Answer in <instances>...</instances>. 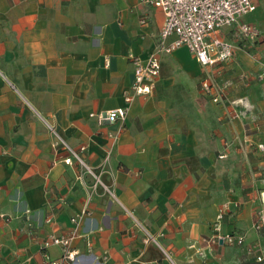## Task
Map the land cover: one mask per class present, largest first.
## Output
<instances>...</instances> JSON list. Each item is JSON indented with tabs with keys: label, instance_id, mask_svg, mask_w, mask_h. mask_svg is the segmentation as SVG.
Here are the masks:
<instances>
[{
	"label": "crops",
	"instance_id": "crops-1",
	"mask_svg": "<svg viewBox=\"0 0 264 264\" xmlns=\"http://www.w3.org/2000/svg\"><path fill=\"white\" fill-rule=\"evenodd\" d=\"M255 2L243 21L261 39L249 52L217 67L187 48L162 55L155 89L137 96L129 56L155 50L161 10L141 0H0V264H43L41 241L69 235L74 218L78 264H259L248 248L264 246L254 228L264 181L246 177L244 162L229 180L236 147L264 152L244 128L264 122V3ZM217 36L238 41L233 28ZM205 80L222 89L219 103ZM120 107L125 121L91 116ZM49 127L85 147L109 192L93 191L94 176ZM220 213L221 233L245 235L243 247L203 242Z\"/></svg>",
	"mask_w": 264,
	"mask_h": 264
},
{
	"label": "built area",
	"instance_id": "built-area-1",
	"mask_svg": "<svg viewBox=\"0 0 264 264\" xmlns=\"http://www.w3.org/2000/svg\"><path fill=\"white\" fill-rule=\"evenodd\" d=\"M262 2L264 3V0ZM141 3L150 8L161 10L164 15V23L154 51L146 58L133 54L129 56L134 70L132 91L137 96L150 95L155 89L156 80L161 72L160 56L162 55H169L180 48H187L201 65L217 67L232 60L237 47L236 44L219 38L217 34L220 30L233 28L238 41L243 42L244 46L255 44L261 39L258 27L243 21L245 16L256 10L255 0H141ZM145 23L146 21L142 20V24ZM258 80H264V64L263 71L258 75ZM202 86L207 93L213 92L214 87L209 80H205ZM214 90L217 93L213 96V101L219 103L222 100L223 91L218 87ZM132 100V96L126 97L128 103ZM127 114V109L120 107L108 112L91 114V116L96 117L100 124H113L117 121H125ZM49 129L56 136L57 144L64 146L70 155L89 174L94 176L93 191L100 185L109 192L102 184L100 175L95 174L85 163L82 157L85 147L76 150L69 146L53 127H49ZM263 147V145L260 146V148ZM225 157V155L220 156V158ZM66 163L70 165L72 160L70 158L66 159ZM223 218V213L217 216L213 226L214 234L210 238H205L203 242L208 246L217 244L243 247L246 242L245 235L221 233ZM72 221L75 228L69 235L52 234L41 241L40 249L43 264H78L80 254L73 251L71 246L79 235L81 218H74ZM254 228L264 235V202L257 214ZM52 247L61 250L60 257H51L48 250ZM248 252L255 254L257 263L264 264V246L261 242L250 246Z\"/></svg>",
	"mask_w": 264,
	"mask_h": 264
},
{
	"label": "rangeland",
	"instance_id": "rangeland-1",
	"mask_svg": "<svg viewBox=\"0 0 264 264\" xmlns=\"http://www.w3.org/2000/svg\"><path fill=\"white\" fill-rule=\"evenodd\" d=\"M237 45L236 49H240L244 52H246L248 49L251 50L252 44H249L247 46L243 45V42L237 41L235 43ZM249 50L247 52H249ZM249 78H254L256 80L257 74L250 75ZM262 128H250L247 122H244V128L245 131L248 133V135L257 134L260 139V141L264 144V122L262 123ZM250 128V130H249ZM238 143L237 141L234 142V144ZM251 144V143H250ZM236 149L240 150V146L236 147ZM234 151L231 155V164L232 166L229 169L230 174V182H233L237 178V174L239 175L242 172V163L244 162L245 168L244 169V175L248 178H254V174L258 173L260 176V179L264 181V152H258L256 149V146L252 143L249 147V151L247 152V155L244 152L241 151ZM261 165H259V163Z\"/></svg>",
	"mask_w": 264,
	"mask_h": 264
}]
</instances>
